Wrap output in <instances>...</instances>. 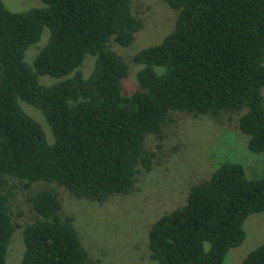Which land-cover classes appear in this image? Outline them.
<instances>
[{
  "label": "trees",
  "instance_id": "trees-1",
  "mask_svg": "<svg viewBox=\"0 0 264 264\" xmlns=\"http://www.w3.org/2000/svg\"><path fill=\"white\" fill-rule=\"evenodd\" d=\"M41 1L10 10L0 0V264L15 230L23 242L18 264H98L55 187L31 185L53 182L97 202L128 192L156 161L146 135L159 139L174 111L229 114L247 148L264 152V0H166L177 11L174 25L131 55L139 67L130 92L121 89L128 62L111 44H131L141 28L133 0ZM44 27L46 42L34 45ZM31 45L37 49L29 61ZM43 74L56 79L43 84ZM25 103L42 113L47 135ZM22 188L29 217L20 220L24 211L12 200ZM262 210L264 175L223 161L152 221L149 257L154 264H223L245 237L247 215ZM240 264H264V241Z\"/></svg>",
  "mask_w": 264,
  "mask_h": 264
},
{
  "label": "rangeland",
  "instance_id": "rangeland-1",
  "mask_svg": "<svg viewBox=\"0 0 264 264\" xmlns=\"http://www.w3.org/2000/svg\"><path fill=\"white\" fill-rule=\"evenodd\" d=\"M2 1L10 10L44 5L41 0ZM132 5L133 10L142 16L141 28L135 33L131 44H111L128 62L129 73L121 83L124 92H130L136 86L135 72L139 65L131 61V55L141 47L159 42L173 27L177 13L166 0H133ZM47 36L48 28L44 27L34 45H43ZM34 45L28 48L26 60L31 61L34 57L37 49ZM86 56L81 67L87 75L93 60L91 54ZM55 79V76L47 74L38 75L39 82L43 84ZM261 92L264 95V87ZM23 108L34 115L46 133L48 125L42 113L26 103ZM234 124L229 114L217 117L172 112L159 139L151 137L150 133L145 137V146L157 153L152 168L141 170L128 192L113 193L103 202L75 198L64 186H56L53 182H34L30 189L44 185L55 187L61 198L62 210L73 216L84 248H87L92 259L99 260L98 264H154L147 246L150 224L161 214L183 203L191 184L207 178L223 161L239 162L249 176L264 175V152L250 151L246 135L237 130ZM156 143L159 144L158 148ZM27 191V188L15 191L12 200L13 208L23 210V214H27L24 201ZM23 214L18 219H28L29 215ZM243 226L244 239L228 249L223 264H240L250 250L264 241V210L248 214ZM15 231L2 264H18L21 258L23 242L19 231Z\"/></svg>",
  "mask_w": 264,
  "mask_h": 264
}]
</instances>
